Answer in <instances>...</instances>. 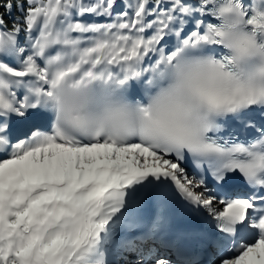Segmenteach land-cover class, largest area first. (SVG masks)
I'll return each instance as SVG.
<instances>
[{
    "label": "snow or ice",
    "instance_id": "obj_1",
    "mask_svg": "<svg viewBox=\"0 0 264 264\" xmlns=\"http://www.w3.org/2000/svg\"><path fill=\"white\" fill-rule=\"evenodd\" d=\"M174 195L264 264V0H0V264H204Z\"/></svg>",
    "mask_w": 264,
    "mask_h": 264
},
{
    "label": "bare ground",
    "instance_id": "obj_2",
    "mask_svg": "<svg viewBox=\"0 0 264 264\" xmlns=\"http://www.w3.org/2000/svg\"><path fill=\"white\" fill-rule=\"evenodd\" d=\"M173 40H174V38H173ZM21 127H24L22 130H20L21 133H26V132L28 131L27 126L22 125ZM22 136H23V135H22ZM189 176H192V175L189 174ZM192 177H193V176H192ZM216 207L219 208L220 205L217 204ZM112 258H113L112 256L109 257V259H112ZM115 259H116L117 261H119V260L121 259V257L119 256V254H117V255L115 256Z\"/></svg>",
    "mask_w": 264,
    "mask_h": 264
},
{
    "label": "rangeland",
    "instance_id": "obj_3",
    "mask_svg": "<svg viewBox=\"0 0 264 264\" xmlns=\"http://www.w3.org/2000/svg\"><path fill=\"white\" fill-rule=\"evenodd\" d=\"M87 19H89V18H87ZM91 19V18H90ZM100 19V21L102 22L104 19H106V18H103V17H101V18H99Z\"/></svg>",
    "mask_w": 264,
    "mask_h": 264
},
{
    "label": "trees",
    "instance_id": "obj_4",
    "mask_svg": "<svg viewBox=\"0 0 264 264\" xmlns=\"http://www.w3.org/2000/svg\"><path fill=\"white\" fill-rule=\"evenodd\" d=\"M15 14V13H14ZM9 19H11L10 17H9Z\"/></svg>",
    "mask_w": 264,
    "mask_h": 264
}]
</instances>
